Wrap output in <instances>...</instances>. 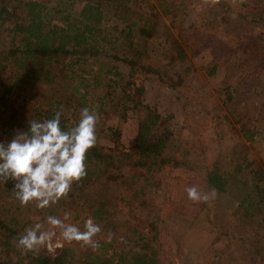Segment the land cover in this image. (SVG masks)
<instances>
[{
  "label": "rangeland",
  "instance_id": "rangeland-1",
  "mask_svg": "<svg viewBox=\"0 0 264 264\" xmlns=\"http://www.w3.org/2000/svg\"><path fill=\"white\" fill-rule=\"evenodd\" d=\"M64 1L77 14L83 0ZM93 1L103 3L105 25L115 40L96 57L56 64L64 77L53 85L34 84L9 105L32 113L53 98L87 94L92 109H101L98 143L113 147L116 139L126 148L134 145L141 121L156 112L161 121L153 133L166 141L165 155L182 166L170 164L160 174L159 187L129 180V168L121 166L125 170L117 168L79 191L72 188L66 199L45 210L21 207L13 186L1 183L0 219L17 223L19 236L37 218L62 219L66 212L71 216L66 223L79 227L92 207L104 203L108 213L97 223L102 229L97 239L110 254L126 249L129 228L143 220L157 228L151 245L158 251L157 264H264V207L256 217L245 216L242 207L254 185L251 171L264 177V0ZM130 31L134 46L129 48L122 33ZM9 45L2 32L0 53ZM181 55L187 57L184 62ZM62 110L77 121L72 108ZM116 130L119 136L113 137ZM249 131L256 132L252 139ZM213 171L222 180L205 209L184 202L188 187L204 192L203 182ZM109 232L114 237L106 243Z\"/></svg>",
  "mask_w": 264,
  "mask_h": 264
},
{
  "label": "trees",
  "instance_id": "trees-1",
  "mask_svg": "<svg viewBox=\"0 0 264 264\" xmlns=\"http://www.w3.org/2000/svg\"><path fill=\"white\" fill-rule=\"evenodd\" d=\"M62 3L51 6L50 1L45 0H0V34L4 32L9 38V48L0 53V135L14 138L18 132L28 131L29 121H44L54 118L55 112L64 106L73 109L72 118L63 114L61 127L67 130L74 126L80 118V111L84 108L92 109L87 94L74 96L67 100L62 97L51 99L48 103L38 104L33 107V112H22L18 107L9 105L13 96L23 98L24 92L34 84L53 85L64 77V70L57 73L56 64H63L75 56L96 57L102 54L107 44L115 40L110 29L106 27V15L103 3L93 0L81 1L77 14ZM125 46L133 47L132 31L127 35L122 33ZM118 38V37H117ZM181 50V49H180ZM179 60L184 62L187 57L181 55ZM216 61L211 67V74H215L219 68ZM150 72L154 71L151 67ZM110 73V71H109ZM112 73V72H111ZM159 75V73H156ZM30 100L25 99L24 103ZM75 101V104L73 102ZM103 107V106H102ZM161 116L156 112H150L141 121L135 143L131 148H126L114 139L113 147L103 146L97 142L92 148L86 160L87 177L79 184L73 185L74 191L94 185L102 177L112 174L117 168L125 170L129 168L131 181L142 182L145 187H159L160 175L173 164V167H181L178 161H173L165 155L167 143L162 137L154 134V128L159 125ZM113 131V130H112ZM251 132L247 137L252 139L256 132ZM119 136L117 130L113 137ZM0 139V143H4ZM241 167H239V170ZM254 185L242 202L245 216L256 217L264 207V177L258 170H252ZM156 177V175H158ZM121 177H125L122 175ZM221 178L216 171L209 173L204 180V192L217 189L221 184ZM1 184V183H0ZM7 185L12 187V181ZM202 192V191H201ZM125 200V199H123ZM185 201L193 202L189 198ZM122 202V199H121ZM244 203V204H243ZM208 202L195 203L194 206H207ZM104 203L92 207L90 216L96 223L104 221L108 211ZM198 210L196 212L199 213ZM85 221V220H84ZM84 221L79 228L84 230ZM148 223L138 220L136 227L129 228V239L126 249L109 253V247L101 244L98 251H92L66 245L54 254L46 249L39 253H24L17 247L19 238L15 229L17 223H7L0 219V264H157L158 251L153 248L152 242L157 240V228L150 223L149 234L142 232L143 226ZM142 226V227H141ZM15 255V258L13 257ZM5 259V260H3Z\"/></svg>",
  "mask_w": 264,
  "mask_h": 264
},
{
  "label": "clouds",
  "instance_id": "clouds-1",
  "mask_svg": "<svg viewBox=\"0 0 264 264\" xmlns=\"http://www.w3.org/2000/svg\"><path fill=\"white\" fill-rule=\"evenodd\" d=\"M62 116L61 109L54 118L31 119L28 131L18 132L7 144L0 143V183L14 182L13 194L21 207L32 205L45 210L57 205L68 197L73 185H79L87 177V155L98 142V111L82 109L79 121L67 130L61 127ZM186 191L194 203L208 202L216 196L214 189L201 192L191 186ZM70 219L67 212L62 219L48 215L45 222H39L37 218L19 236L18 248L24 253H39L41 249L51 253L64 244L76 243L98 251L101 226L89 217L82 231L75 224L66 223ZM113 237L109 232L105 242L111 243Z\"/></svg>",
  "mask_w": 264,
  "mask_h": 264
}]
</instances>
